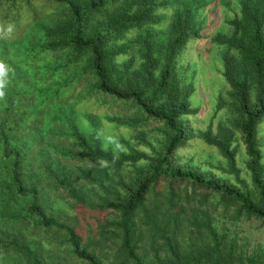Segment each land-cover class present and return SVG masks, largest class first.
I'll return each instance as SVG.
<instances>
[{
  "label": "trees",
  "instance_id": "obj_1",
  "mask_svg": "<svg viewBox=\"0 0 264 264\" xmlns=\"http://www.w3.org/2000/svg\"><path fill=\"white\" fill-rule=\"evenodd\" d=\"M3 4L0 26L13 23L0 33V209L9 210L7 221L50 233L67 246L70 264H264L262 249L247 253L209 213L220 208L227 220L264 225L256 141L264 116V0H0V11ZM191 43L201 44L193 60ZM208 54L222 79L215 97L221 119L213 134L208 125L194 135L184 116L194 111V72ZM78 98L125 108L114 120L135 128L147 153L127 145L116 152L93 115L89 131L80 129ZM193 136L218 152L234 183L177 161ZM44 192L69 214L39 201ZM0 245L17 262L44 264L41 246L32 249L24 230L0 229Z\"/></svg>",
  "mask_w": 264,
  "mask_h": 264
},
{
  "label": "rangeland",
  "instance_id": "obj_2",
  "mask_svg": "<svg viewBox=\"0 0 264 264\" xmlns=\"http://www.w3.org/2000/svg\"><path fill=\"white\" fill-rule=\"evenodd\" d=\"M7 6L1 5L0 12L6 13ZM2 16V15H1ZM10 15L8 14V17ZM6 26H0V33H4V31L8 30L10 25L13 23L7 22L5 23ZM15 25V24H14ZM8 26V27H7ZM13 30V28H12ZM11 30V31H12ZM192 49L188 53L187 57L195 59L194 57L195 52L198 48L201 47V44H198L193 49V43L190 44ZM203 48V47H202ZM209 53V51H208ZM209 60L206 61V67L197 66L196 71L194 72L195 82L193 86V92L190 94L188 101L192 109H194L192 114H187L184 116V120L186 121L187 125L191 127L194 131V135L199 132L203 131L204 129H210V133L213 134L215 132L216 124L219 119H221L218 112H215V97L217 96L220 88H221V77L216 71V67L218 66V62L216 61V55L208 54ZM197 65L200 63V60H196ZM186 80L189 79V70L186 71ZM194 79V78H193ZM75 104V111L77 113V124L80 129H83L84 126H87L89 131L90 123L88 116H94L96 119V123L99 126V131L103 132L104 130H108L110 134V139H108L109 146L117 151L127 152L126 145L130 147H135L137 150H143L147 153V148L141 144H138L134 139L133 135L135 133V128L129 127L125 124L118 123L114 119L116 117H120V114H125L128 111L125 108H120L115 104H105L99 105L95 99L90 98L86 100L85 98H78ZM121 115V116H122ZM121 119V118H120ZM256 141L258 145V149L261 153V165L263 167V181H264V116L259 122L258 126L256 127ZM32 130H28V135L31 136L33 133ZM26 135V133H24ZM44 137V136H43ZM42 137V138H43ZM46 142L49 141L48 138H43ZM51 141V139H50ZM57 139L53 140L52 144L56 145ZM54 146V145H53ZM235 147L236 152V165L240 169V175L243 174V146L241 142L237 141V143L232 142V147ZM126 148V149H125ZM57 149V148H55ZM57 151V150H56ZM54 157V152H49ZM176 159L178 162L184 159L187 163L191 166H194L195 169H198L201 172H208L214 178L223 177L226 180L234 183V178L232 174H227L222 170V168H226V164L224 159L220 157L218 152L210 147L206 146L198 136H193L190 140L187 141V145L183 146L181 149H177L175 153ZM35 157L39 158L40 160L45 161V154L39 152L35 154ZM48 162V161H47ZM247 179V177H246ZM50 181V180H49ZM45 193V192H44ZM51 193V192H50ZM45 195H49V193L45 194H38L37 198L41 202H46L48 208L53 210H60L61 214H69L67 206H62L63 203L58 198H53L50 194V201L45 198ZM60 196L62 199H66L67 195L64 191L60 192ZM63 200V201H64ZM220 208H217L216 211L209 210L210 217L214 223V225L220 229L222 226H227L229 229H233L235 231V237L238 243H242L244 250L247 253L255 250L256 248L262 249L264 251V225L259 224L258 221L255 220H248L245 218H240L237 220H227L228 214L226 216L221 215ZM9 215V210L7 208L0 209V229L8 230L16 232V230H24L25 240L30 244L32 249L39 244L41 246L40 253L42 256L43 263H51L57 264H70L67 257V246L56 243V239L51 237L48 233L46 236L44 235L42 230L37 229L36 227L31 226L30 224H19L15 225L10 223L12 220L6 219ZM63 215V214H62ZM61 216V215H59ZM78 226L79 230L83 234L85 223L83 219L80 217L78 213ZM92 223V220H89V223ZM10 226L9 228H4L5 226ZM94 227V223L91 224ZM4 226V227H3ZM91 227V228H92ZM39 230V232H37ZM14 233V237H15ZM13 236V235H12ZM50 236L48 240L46 237ZM53 243V244H52ZM56 244V245H55ZM0 245V264H23L21 261L17 262L19 256H15L9 251H4ZM107 253L110 252L108 249H103ZM39 254V253H38ZM57 259V261H56Z\"/></svg>",
  "mask_w": 264,
  "mask_h": 264
},
{
  "label": "clouds",
  "instance_id": "obj_3",
  "mask_svg": "<svg viewBox=\"0 0 264 264\" xmlns=\"http://www.w3.org/2000/svg\"><path fill=\"white\" fill-rule=\"evenodd\" d=\"M11 30H12V26L10 25L8 28V31L11 32ZM2 87H3V84L0 83V88H2ZM3 95H4L3 91H0V97H2Z\"/></svg>",
  "mask_w": 264,
  "mask_h": 264
}]
</instances>
